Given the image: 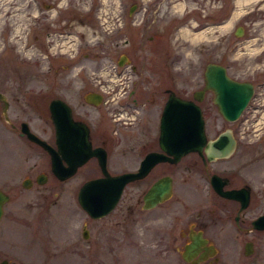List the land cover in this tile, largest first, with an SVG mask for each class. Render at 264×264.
<instances>
[{
  "label": "rangeland",
  "instance_id": "374dc122",
  "mask_svg": "<svg viewBox=\"0 0 264 264\" xmlns=\"http://www.w3.org/2000/svg\"><path fill=\"white\" fill-rule=\"evenodd\" d=\"M151 1H155L154 10ZM18 2L3 0L0 12L8 3ZM52 4L46 13L47 18L54 20L52 26L67 20L65 25L69 24L70 29L42 30L37 33V38L32 34L29 37L20 29L9 32L10 44L13 43L19 53L16 56L15 49H11L0 54V87H4L7 71L8 74L33 71L31 61L40 54L31 43L37 42L44 45L49 42L47 46L51 42L46 50L53 58L63 50L59 58L63 62L71 58L68 51H74L76 42L83 41L81 50L86 51V55L80 53L78 60L83 65L79 72L87 74L86 85L94 87L97 77H101L103 87L115 89L116 94L120 93L117 89L121 91L128 86L129 63L132 61L136 62L137 72L154 75L153 86L157 88L173 80L177 86L176 76L167 78L173 72L182 73L186 79L193 78V86L198 84L204 64L209 60L223 63L226 71L237 78H248L259 66L254 52L256 42L263 39L256 35H262L260 31H264V0H55ZM131 5L132 9L128 11ZM12 10L15 11L10 18L21 20L23 24L25 16L18 11L21 8L15 6ZM3 17L0 14V21ZM238 24L243 31L247 30L246 34L252 35L250 45L254 46H250L249 52L243 51L242 31L241 34L233 32ZM25 40L30 45L21 49ZM1 43L0 33V46ZM119 52L125 53L127 59L120 65L116 62ZM168 57L169 60L173 58L169 63ZM56 59L54 61L58 62ZM165 59L166 67H162ZM41 62L45 64L44 56ZM119 72H122L121 76ZM29 80L26 78V84H20L22 80H18L19 89H26L28 83V88L32 89L34 82ZM65 93L70 94V90ZM25 102L19 117L24 116L31 128L48 136L51 127L46 111L34 112L30 106L35 104L34 101ZM156 111L157 106H150L149 114L142 121H155ZM211 113L215 123L213 116L210 118L207 114L208 136L219 127L231 125V121L223 119L217 112ZM108 115L100 111L99 117L93 116L96 127L116 135L113 132L116 121ZM239 119L241 150L238 160L233 158L240 164V160L243 161L242 169L248 175L264 181V138L257 137L264 126V118L247 108ZM116 130L125 135L134 134L128 128ZM27 168L32 170L29 171L31 182L23 186L21 179ZM35 169L45 171L46 178L42 182L33 179ZM79 169L64 179L56 178L47 168L45 153L11 129L0 111V187L9 194L0 216V258L13 259L18 264H181L175 250L177 241L158 238L156 233L160 224L145 222L142 215H136L130 208L129 185L109 213L97 219L88 218L75 198L77 186L87 175L84 164ZM261 209H264V203H252L248 207L250 214ZM85 221L88 235L82 236ZM233 244L235 251L238 242ZM247 264H264V236L259 233L254 234Z\"/></svg>",
  "mask_w": 264,
  "mask_h": 264
},
{
  "label": "flooded vegetation",
  "instance_id": "af4514ba",
  "mask_svg": "<svg viewBox=\"0 0 264 264\" xmlns=\"http://www.w3.org/2000/svg\"><path fill=\"white\" fill-rule=\"evenodd\" d=\"M2 1L0 0V5H2ZM53 2L47 0H19L16 4L8 3L5 7L1 6L4 8H2L0 14L4 17L0 21L2 36L0 54L11 49H15L16 56L19 53L18 48H15L13 43L10 44L9 32L20 29L28 33L29 37L32 34L33 38H37V33L42 30L50 32L57 31L56 28L61 31H63L62 29H70L69 24L65 25L68 22L67 20L64 24L55 22L58 27L52 26L54 20L47 18L46 13L48 8L53 7ZM154 2H150L152 10L155 9ZM15 6L20 7L21 10L18 11L23 17L25 16V19L22 20L23 24H21V20L17 21L10 18L11 13L15 11L12 8ZM42 11L46 12L41 14ZM246 31L242 29L244 39L241 44H243V51L249 52L250 46L254 45H250L253 43V40H250L252 35L246 34ZM260 33L263 36L256 35V37L263 39L256 42L258 45L256 52H254L256 58H258L259 66L251 71L250 76L246 78L252 82V94L239 115L232 120H228L231 121V125L219 127L210 136L206 133L207 114L210 118L213 116L212 122L214 124L215 116L210 112L218 113V111L212 100V90L204 86L203 75L201 81L193 86V78L186 79L182 73L176 72L174 74L173 72L167 78L174 79V76H176L178 85L173 84L175 83L173 80L171 83H165L157 88L153 86L156 81L153 80L154 75L152 73L149 75V73L137 72L136 62L132 61L129 63L131 75L128 77V86L121 91L117 89L120 92L119 94H116L115 89L112 91L109 88H104L103 83L100 82L101 77H97L94 87H88L86 85L88 84L87 74L79 72L83 65L78 60V55L80 53L86 55V51L81 50L84 46V42L81 40L76 42L74 51H68L71 58L65 59L63 62L59 59L62 57L63 50H59V54L55 57L58 62L54 61L53 55L49 56L50 51L47 52L46 48L52 45L51 42L50 46H47L49 42H45V45L42 42L31 43L33 46L35 45L36 51L39 52L41 57L36 56L32 59V72H26V74L9 72L10 74H8L7 71V74L5 73L4 87H0V92L6 99V116L2 112L1 114L5 123L11 129L24 136L45 153L47 168L50 171L49 154L46 149L27 138L24 133H20L19 125L22 120H26L31 130L55 147L54 128L48 114V102L52 97L62 98L67 103L72 118L81 120L87 125L90 144L92 146L100 145L103 148L106 171L110 174L122 171L135 173L124 182L118 199L110 210L115 207L117 201L123 195L125 187L129 185L130 208L135 211L136 215H142L141 219H144L145 222L156 221L160 224L161 227L158 228L156 233L158 238L177 241L175 250L181 264H247L248 255L252 251L254 234L259 233L260 236H264V226L255 227L251 224L252 218L264 212V209L251 214L248 211L250 204L264 203V181L262 179L255 180L253 176L248 175L242 169L243 161L240 160V164L236 160H238L237 157L241 150L238 126L240 115L248 108L249 111L257 112L264 118V31H260ZM125 42L126 39L123 40V43ZM29 45L30 43L25 40L21 49H25ZM43 56L45 57V64L41 62ZM119 60H122V62L119 63ZM167 60L169 63L173 58L169 60L168 57ZM126 61V54L119 52L116 57L117 64L120 65ZM75 63H77V66H75ZM165 65L166 59L161 66L166 67ZM64 70L66 71L63 72ZM15 71L17 72V70ZM119 74L121 76L122 72H119ZM139 76L143 78L140 79ZM10 78L11 82H9ZM26 78L34 82L33 88H28L30 85L28 83L26 89H19L20 84H24V82L26 84ZM18 80H22V83L19 84ZM186 81H190V83L188 82L185 85ZM119 82H121V79ZM67 89L70 90V94H64ZM170 91L180 97L192 99L200 107L207 138L214 137L221 130H229L228 133L231 135L230 139L233 144L227 153L208 158L204 150V143L200 148V152L197 149H190L175 160L168 158L169 153L158 143V131L161 108ZM30 99L35 103L33 105L29 104L34 112L46 111L47 113L51 127L48 136H44L31 128L24 116L19 117L18 113L26 104L25 100L30 101ZM127 103H130V105H127ZM2 104L3 101L0 99V111ZM152 105L157 106L156 119L155 121H146V124L142 120L147 117L149 107ZM100 111L106 112L111 119L116 121L117 129L128 128L131 134L136 135L130 136L129 133L125 135V132L117 133L116 128L113 131L116 132V135H113L107 129L103 131L101 128H97L94 117H99ZM218 114L221 116L220 113ZM41 130H44V128L41 127ZM257 137L264 138V126L257 133ZM225 139H229V137ZM225 142L227 141L225 140ZM149 152H151L149 161L148 159L143 161V158ZM83 164L87 175L82 180L102 174L96 155H90L81 164L77 165L74 172L69 176L80 170L79 167ZM26 171L23 177H27L31 182L29 171L32 170L27 168ZM32 174L36 182H38L36 180L37 175H45L46 178L45 171L41 169H35ZM165 178L170 179V186L166 192L163 189ZM156 184L158 185L156 186ZM216 186L223 190L239 188L241 191L235 192L234 195H226L221 193ZM149 189L153 193L149 200L145 201L143 195ZM109 211L96 217L90 216L87 212L85 213L88 218L97 219L109 213ZM134 219L137 220L136 217ZM86 223V221L83 222L82 226L85 227L87 236ZM246 241L250 243V251H245L244 244ZM234 242H238L239 246L235 251L232 250ZM234 252L235 254H233Z\"/></svg>",
  "mask_w": 264,
  "mask_h": 264
},
{
  "label": "water",
  "instance_id": "95a60500",
  "mask_svg": "<svg viewBox=\"0 0 264 264\" xmlns=\"http://www.w3.org/2000/svg\"><path fill=\"white\" fill-rule=\"evenodd\" d=\"M132 9L129 6L128 11ZM241 26H235L233 32L241 34ZM119 63L122 60L118 61ZM204 86L209 87L212 92V100L221 116L227 120L236 118L246 104L252 93V82L248 79H237L230 76L225 65L219 61H206L202 70ZM3 101L1 112L6 116V99L0 92ZM95 101V100H94ZM49 117L54 128L55 147L48 143L43 137L28 127L27 121L22 120L19 132L46 149L49 154V168L51 173L58 179H64L72 174L77 165L81 164L90 155H96L97 162L101 167L102 174L88 177L78 185L76 189V200L90 216H100L109 211L115 204L124 182L133 174L130 171H122L110 174L104 168V150L100 145L92 146L88 138L87 125L77 119H73L67 103L59 97H52L48 102ZM229 130H221L214 137L207 138L204 130V121L200 107L190 98L180 97L169 92L167 99L162 105L159 117L158 143L169 153L170 160L177 159L182 153L190 149L200 152L202 144L208 158L227 153L232 146ZM229 137V139H225ZM225 140L227 142H225ZM225 147V148H224ZM151 152L143 158H150ZM45 175H37L36 180L41 182ZM30 183L27 177L21 179L23 186ZM158 184H156L157 186ZM165 192L170 186V179L165 178L163 183ZM223 194L234 195L241 189H220ZM153 191L147 190L143 199L148 201ZM246 196V194H244ZM8 199V193L0 188V215L3 203ZM152 203V201H151ZM255 227L264 226V212L257 214L251 220ZM87 231L82 227V235ZM245 251H250V243L245 242ZM0 264H18L13 259L0 258Z\"/></svg>",
  "mask_w": 264,
  "mask_h": 264
}]
</instances>
